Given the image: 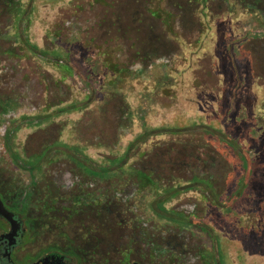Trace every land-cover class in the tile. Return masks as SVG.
<instances>
[{"label":"rangeland","instance_id":"rangeland-1","mask_svg":"<svg viewBox=\"0 0 264 264\" xmlns=\"http://www.w3.org/2000/svg\"><path fill=\"white\" fill-rule=\"evenodd\" d=\"M261 10L253 0H0V166L18 187L32 174L40 194L50 181L65 197L82 193L106 208L74 221L105 242L120 233L107 225L123 222L124 233L139 226L145 238L191 239L184 264H206L202 223L224 239L230 264H264V24L250 20ZM229 27L241 40L237 86L220 46ZM27 39L69 53L74 75L32 54ZM74 102L85 108L24 125L11 140L23 160H44L40 171H9L11 122ZM137 139L123 169L92 174ZM189 184L166 205L170 219L153 212L165 187Z\"/></svg>","mask_w":264,"mask_h":264},{"label":"flooded vegetation","instance_id":"flooded-vegetation-1","mask_svg":"<svg viewBox=\"0 0 264 264\" xmlns=\"http://www.w3.org/2000/svg\"><path fill=\"white\" fill-rule=\"evenodd\" d=\"M253 1L264 6V0ZM261 11L262 13L257 15H250V20L259 25L264 24V10ZM219 28L224 30L225 24H220ZM228 31L230 36L227 37L224 31L220 46L226 55L227 65L232 67L237 86L240 75L239 69L234 67L237 66L234 64L237 60L235 45H240L241 40L237 42L238 37H235L231 27ZM257 39L259 38L253 37L250 43ZM5 151L11 157L8 160L9 171L33 173L40 171L43 166L42 159H13L6 144ZM245 161L253 163V160ZM77 164L88 170L82 163L77 161ZM32 166L38 167L32 170ZM6 171V166H0V264H184L183 256L192 252L194 244L191 239L181 243L172 239L145 238L144 228L139 226L130 229L133 232L128 234L124 233L128 228H125L123 222L107 225L108 233L111 230L120 233L118 238L105 242L97 238L96 229L91 224L74 221L82 214H104L106 208L96 205L82 193L65 197L64 192L58 188L55 190L50 181L46 186L48 191L40 194V191L35 189L32 174L24 186L18 187L14 177L6 174ZM133 191L124 196L125 199L133 195ZM90 193L87 192L88 195ZM108 203L110 202H106L107 205ZM204 233L208 236L207 240H199L197 245L201 247L198 250L200 255H206L208 258L206 264H230V255L225 251L224 239L215 237L213 232L212 236ZM241 244L246 246L243 241ZM244 250L252 252L247 248ZM254 252L257 254L256 250Z\"/></svg>","mask_w":264,"mask_h":264},{"label":"trees","instance_id":"trees-1","mask_svg":"<svg viewBox=\"0 0 264 264\" xmlns=\"http://www.w3.org/2000/svg\"><path fill=\"white\" fill-rule=\"evenodd\" d=\"M50 1H59V0H50ZM105 4V3H104ZM25 16V14L23 15ZM30 23H32V20L30 19ZM20 28H17V31L15 32V36L22 40V36L23 33L26 29V27H21V24L19 26ZM26 45L28 47V49L30 50V52L34 55H37L39 58L42 59H48L51 57V59L55 60L56 62H58L59 64H61V67L63 70H65L69 76H73L74 75V68L73 66H71V62H70V55L69 53H65V55L59 53V52H51V53H47L44 50H40L36 45L32 44L28 39L25 40ZM58 64V65H59ZM88 78H91L90 74H87ZM91 96L87 97L86 100V104H88L91 101ZM85 108V105H81L79 103H70L67 104L63 107L57 108L56 111L48 113V114H44V115H37V116H23L19 119L13 120L11 122V125L8 127L6 134H5V144L8 145V151L10 152L11 156L13 159L19 161L20 160V156L13 153L11 147H9L12 138L15 136V134L20 131V129L26 125L27 127H39L41 125H43L44 123L48 122L50 119L56 117V116H60L63 114H67V113H71L74 111H78V110H82ZM213 131V130H210ZM145 136H142V139L144 140ZM140 142V139H137L135 142H132L128 148L126 149V151L124 152V154L122 156H119L118 158L114 159V160H110V164L107 166H102V167H97L98 170L92 172V174H95L96 176L102 177L104 178L105 176H108V174L110 173V171H114L113 169H123V167L126 166V164L130 161V159L133 157L132 151L134 150V148L137 146V144ZM62 148L68 149V151L74 153L75 155H77V153L75 152L74 149L69 148L67 146L62 145ZM245 158V157H244ZM73 159L76 160V158L73 156ZM246 167L248 165H250V163L246 162ZM38 166H32L31 169L35 170L37 169ZM205 185H209V183H205ZM194 184H189V185H185V186H174V187H170L167 188L165 187V189L154 199V201L151 203V208L153 210V212L160 218V219H170L171 215H175V212L172 210H169L166 205L169 204L173 199H175L176 197H178L179 195H181L182 193L188 192V191H192L195 189ZM181 221V220H180ZM182 221L185 223H190L192 224V222H190V220H187V218L185 216H182ZM198 228H200L202 231L206 232L209 236H212V231L205 226V224H199L197 225Z\"/></svg>","mask_w":264,"mask_h":264}]
</instances>
